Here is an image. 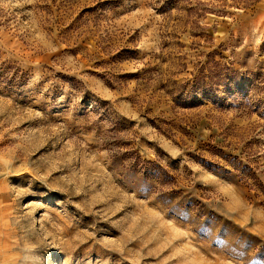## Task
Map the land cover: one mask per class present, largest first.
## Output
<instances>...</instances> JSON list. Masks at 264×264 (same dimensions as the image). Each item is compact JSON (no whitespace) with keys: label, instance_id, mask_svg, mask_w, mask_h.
Returning <instances> with one entry per match:
<instances>
[{"label":"rangeland","instance_id":"rangeland-1","mask_svg":"<svg viewBox=\"0 0 264 264\" xmlns=\"http://www.w3.org/2000/svg\"><path fill=\"white\" fill-rule=\"evenodd\" d=\"M0 264H264V0H0Z\"/></svg>","mask_w":264,"mask_h":264}]
</instances>
